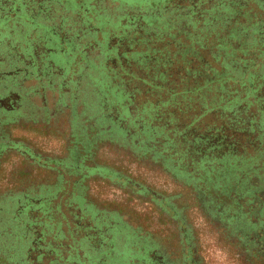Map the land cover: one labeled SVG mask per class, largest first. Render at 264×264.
<instances>
[{
  "label": "rangeland",
  "instance_id": "rangeland-1",
  "mask_svg": "<svg viewBox=\"0 0 264 264\" xmlns=\"http://www.w3.org/2000/svg\"><path fill=\"white\" fill-rule=\"evenodd\" d=\"M83 2L88 16L79 7ZM12 12L22 18L20 27L10 21ZM40 46L56 52L47 54ZM128 49L135 59L129 63ZM179 49L224 72L221 58L214 59L218 50L233 60L244 80V74L251 77L253 67L230 56L263 59L264 0H0V98L15 93L20 103H30L36 82L29 72L37 81L46 77L51 86L45 103L42 94L30 98L31 112L48 110L46 134L27 125L29 114L12 122L0 107V146H6L0 148L4 264H49L43 251L62 264H246L229 234L249 249L264 250V163L258 156L236 157L221 173L222 190L213 187L217 173L204 181L198 174L204 164L190 170L162 152L163 166L198 190L194 200L188 188L135 155L161 152L140 128L151 107L138 108L144 98L131 95L135 84L129 74ZM37 57L43 62L36 63ZM255 82V94L263 95ZM79 139L94 147V154L84 165L74 158L76 169L69 161L76 152L84 155ZM19 148L62 164L41 168L34 163L28 171L29 159ZM223 162L217 160L224 168ZM217 163L208 166L221 167ZM225 181L249 196L240 191L231 198L235 187ZM144 186L153 191L150 198L133 194L136 188L141 194ZM72 241L73 246L65 245Z\"/></svg>",
  "mask_w": 264,
  "mask_h": 264
},
{
  "label": "trees",
  "instance_id": "trees-1",
  "mask_svg": "<svg viewBox=\"0 0 264 264\" xmlns=\"http://www.w3.org/2000/svg\"><path fill=\"white\" fill-rule=\"evenodd\" d=\"M219 52L217 50L213 53L217 55L214 59L221 58L222 63L227 67L224 72H218L210 63L202 62L201 58L195 59V55L191 53L189 57L186 56L185 51L179 49L173 55L170 52L164 53L155 61L148 55L154 63L143 68V72H131L128 79L132 85L135 84L131 90L134 99L136 96L144 98L137 107H151L144 117L145 122L140 123V128L150 133L151 137L147 140H153L154 150L158 148L161 152L159 156H156L154 151L135 153L136 157L145 163L148 162L146 165L148 168L164 174L168 179H172L174 184L184 187V190L188 188L187 194H191L194 200L198 198V190L193 183L188 185L178 180L163 166L164 155L179 160L190 170L200 169V165L204 164L198 174L204 181L217 173L218 176L214 177L219 178V181L213 187L222 190H226L224 189L226 186L220 180L224 175L221 173L229 168V164L236 161V157L247 159L258 156V159H262L259 163L261 165L264 163V94L256 95L254 87V81H259L255 83L260 84V89L264 88V70H260L261 66L264 67V57L259 62L253 59L254 56L242 54L235 56L230 53V57L234 60L239 56L238 60L253 67L251 77L244 74L243 76L247 77V80H244L240 76V70L235 72L233 67L236 68V65L232 64L233 60L225 59L220 56L223 53L219 54ZM133 60L127 57L128 63ZM229 82L232 85H229ZM238 87L242 90L239 91ZM217 147L219 150L215 149ZM90 151L93 155L94 147L91 146ZM230 153L232 156L229 155ZM79 155L77 152L74 153V157L80 158V163L84 165L85 155L80 157ZM218 159L224 161L226 167L223 168L221 163L218 164ZM213 162L221 167L217 165L219 168L211 170L208 163ZM227 185L234 186L235 190L237 188L236 184ZM260 186H264V182ZM128 187L133 189L132 185ZM144 187L141 194L136 192L138 188L134 189L133 194L145 198L149 196L148 190L153 193L148 186ZM240 191L236 190L233 194L248 195L247 191H241L242 193ZM196 209L199 214L205 210L201 205ZM55 235L60 237V231H56ZM228 237L230 241L233 239L236 242L239 257L246 264H257V260L264 264L263 249L258 247L249 249L237 236L229 234ZM77 243L80 245L82 242L79 240ZM61 245L67 248L64 246H73V241ZM43 254L49 258L47 259L49 264L50 262L62 264L51 253L45 254L43 251ZM4 262L0 257V264Z\"/></svg>",
  "mask_w": 264,
  "mask_h": 264
},
{
  "label": "flooded vegetation",
  "instance_id": "flooded-vegetation-1",
  "mask_svg": "<svg viewBox=\"0 0 264 264\" xmlns=\"http://www.w3.org/2000/svg\"><path fill=\"white\" fill-rule=\"evenodd\" d=\"M79 4V7H81L82 8V10H81V12H82V14H83V16L84 15H89V13H88V10L84 7L85 6V3L83 2V3H78ZM198 4H201V3H198ZM197 3L195 4V5H198ZM189 8H193V7H189ZM17 9V8H16ZM12 15L14 16L13 18H12ZM111 18L112 17H109L108 16V21L110 22V20H111ZM10 21L12 22V24H15L16 25V27H20L21 26V24H22V18L20 17V16H17V12H12V14H11V19H10ZM36 30V29H35ZM10 32H13V30L11 29L10 30ZM65 33H61V37H62V40L64 41V39H65ZM70 41V40H69ZM74 41V40H73ZM47 42H50V41H48V39H46V42H45V44L47 43ZM68 42V41H67ZM75 42V41H74ZM76 43V42H75ZM39 50H42V51H44V52H46L47 54H49V53H55L56 52V50H54V49H52V48H45L44 46H40V49ZM130 51V49H128V52ZM127 55H128V57H130V55H131V52H129V53H126ZM125 58H127V57H125ZM37 60H38V62L36 61V63H42L43 61V59L42 58H40V57H37ZM50 62H53V61H50ZM29 75H30V79H34L35 80V84H33V87H32V90H33V93H32V95H31V97H29V101H30V103H28V104H22V103H20L18 100H19V96L18 95H16L15 93H11V95H8V96H4L3 98H0V107L1 108H3V114L2 115H4V116H6V117H8V118H10L11 120H12V122H16L18 119H21V117L23 116V115H26V114H29V118H30V120H31V122L30 123H28L27 125L31 128V129H35L34 131L36 132H39V133H42V134H46V133H44V131H45V128H48L47 126H48V118L50 117V115L48 114V110H42V112L40 113V114H36V113H34V112H31V110H32V102H31V99L33 98V97H36V96H39V95H41V96H39L40 97V99L45 103V99H46V91H47V89L48 88H51V86L50 85H48V83H47V81H46V77H38V81H37V75H35V73H33V72H29ZM38 83H40L41 85L39 86L38 85ZM38 88L41 90V92L39 93V90H38ZM31 98V99H30ZM43 103H41V105H42ZM28 106V107H27ZM41 109H42V107H41ZM28 112H30V113H28ZM20 115H22V116H20ZM42 115H46L45 116V118L43 119V118H41L42 117ZM34 123H36V124H38L39 123V125L38 126H34ZM42 127V128H41ZM71 132H72V134H71V136L73 137V138H76V136L74 135V129H73V125H72V123H71ZM38 129V130H37ZM82 142V140L81 139H79V144H81L82 145V149L79 151L80 153H83L84 155H85V158H87V159H91V151H90V149H91V146H89V147H87V146H85L84 144H82L81 143ZM2 147H6V146H0V148H2ZM4 148H2V149H4ZM30 150V151H29ZM87 151V152H86ZM19 152L21 153V154H23V156H26V157H28L27 159H29V165H27L28 167H29V169L30 170H28V171H31V167H32V165L35 163V166H39V167H41V168H44V166L45 167H47V168H49L50 167V165H53V164H58V165H61L62 164V162L61 161H59V160H56V159H54V158H49V159H44L43 158V155L42 154H39V153H36V154H34V152H33V150H31V149H25V148H19ZM0 155H1V149H0ZM38 156L41 158H38ZM79 157H80V155H79ZM74 158H75V160H76V158L77 157H73V162L71 163L70 161H69V163L73 166V167H76V168H78L77 166H76V164H75V160H74ZM79 162V161H78ZM33 169V168H32ZM28 171H26L27 172V174H30ZM106 179H105V181H109L108 180V178L109 177H105ZM80 179H82V180H84L85 178H84V176L82 177V178H80ZM109 182H111V181H109ZM148 193L149 194H147V195H149V196H151V192H150V190H148ZM149 196H147L148 198H149ZM233 197H235L236 198V196L233 194L232 196H231V198H233ZM201 206H203L204 207V205H201ZM46 257V256H45Z\"/></svg>",
  "mask_w": 264,
  "mask_h": 264
}]
</instances>
